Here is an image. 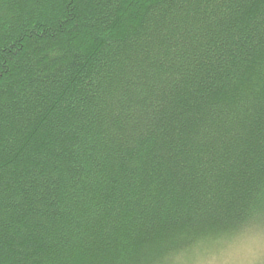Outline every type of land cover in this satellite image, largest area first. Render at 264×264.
<instances>
[{"label": "trees", "instance_id": "trees-1", "mask_svg": "<svg viewBox=\"0 0 264 264\" xmlns=\"http://www.w3.org/2000/svg\"><path fill=\"white\" fill-rule=\"evenodd\" d=\"M261 234L264 0H0V264Z\"/></svg>", "mask_w": 264, "mask_h": 264}, {"label": "rangeland", "instance_id": "rangeland-1", "mask_svg": "<svg viewBox=\"0 0 264 264\" xmlns=\"http://www.w3.org/2000/svg\"><path fill=\"white\" fill-rule=\"evenodd\" d=\"M223 245L220 251L203 253L181 264H263L264 234L234 240ZM219 248V249H220Z\"/></svg>", "mask_w": 264, "mask_h": 264}]
</instances>
